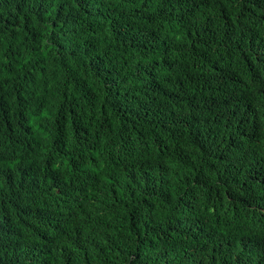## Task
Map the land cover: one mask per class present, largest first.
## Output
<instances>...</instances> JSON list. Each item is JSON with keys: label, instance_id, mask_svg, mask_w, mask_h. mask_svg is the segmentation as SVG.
Wrapping results in <instances>:
<instances>
[{"label": "trees", "instance_id": "1", "mask_svg": "<svg viewBox=\"0 0 264 264\" xmlns=\"http://www.w3.org/2000/svg\"><path fill=\"white\" fill-rule=\"evenodd\" d=\"M263 47L264 0H0V264H264Z\"/></svg>", "mask_w": 264, "mask_h": 264}, {"label": "clouds", "instance_id": "2", "mask_svg": "<svg viewBox=\"0 0 264 264\" xmlns=\"http://www.w3.org/2000/svg\"><path fill=\"white\" fill-rule=\"evenodd\" d=\"M235 34H236V31L229 30V46L235 52H237L243 60L246 61L247 56H248V50L244 47H241L235 44L234 42ZM263 50H264V47H263ZM257 73L260 75V77L262 75L264 77V67H262L260 71H258ZM79 115L82 116V114H78L77 117ZM16 135H20L24 137L26 140H29L34 143H43V144H47V145L55 146V147L57 146V143L52 134L45 133V132L41 134L35 131L34 128L25 129V128L20 127ZM40 163L41 161L31 163V164L35 166L36 164H40ZM27 167H28L27 165L26 166L24 165L23 168H21L22 170L20 172L27 173ZM51 173L54 177L66 179V184L65 186L62 187V189H60V191L63 194L68 204L73 205L78 202L79 198L81 197V192L83 188L86 190L87 193L90 194L91 197H93V200L96 202V195H97L96 190L93 186L85 182L86 173L84 172L79 173V171L72 166H65L61 168V170L59 171L53 168L51 170ZM16 175H17V170L16 171L8 170L3 175L2 179L5 180L4 183L14 185ZM34 213L35 211L28 212L27 215H34ZM38 235L39 234L36 232L34 239L31 238V242L28 247L30 248L29 254L28 255L24 254V256L19 260L20 264H47V262L50 259H52V257H54V255L56 254L57 252V245H56L57 232L54 231V228H50V227H48V229L45 228L42 235L40 236Z\"/></svg>", "mask_w": 264, "mask_h": 264}]
</instances>
